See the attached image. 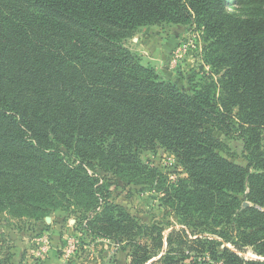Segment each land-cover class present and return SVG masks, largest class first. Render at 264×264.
Wrapping results in <instances>:
<instances>
[{
    "label": "trees",
    "instance_id": "1",
    "mask_svg": "<svg viewBox=\"0 0 264 264\" xmlns=\"http://www.w3.org/2000/svg\"><path fill=\"white\" fill-rule=\"evenodd\" d=\"M162 24L203 31L220 96L212 80H163L124 46ZM208 129L237 134L246 167ZM157 148L186 174L175 185L141 161ZM109 175L155 185L186 229L163 240L110 202ZM70 208L130 247L128 264H264V0H0V214Z\"/></svg>",
    "mask_w": 264,
    "mask_h": 264
},
{
    "label": "rangeland",
    "instance_id": "2",
    "mask_svg": "<svg viewBox=\"0 0 264 264\" xmlns=\"http://www.w3.org/2000/svg\"><path fill=\"white\" fill-rule=\"evenodd\" d=\"M124 46L163 80L187 91L212 80L217 84L216 95L220 96L223 70L210 65L209 42L194 24L142 28L125 40ZM233 116L237 126V116L235 113ZM208 132L224 144L221 156L246 167L247 153L237 134L225 136L214 129ZM140 158L148 168L163 176L166 185H175L178 179L186 177L174 155L161 148L143 152ZM96 174L101 176L98 183L104 184L105 174L99 171ZM107 178L110 202L121 206L142 224H161L163 240L173 228L186 229L179 217L163 204V194L155 185L126 184L110 175ZM226 246L242 258L259 259L251 248L238 251L230 244ZM166 249L164 243L162 251ZM130 250L125 243L90 235L86 220L80 221L72 208L50 211L39 221L13 217L6 212L0 214V264H128Z\"/></svg>",
    "mask_w": 264,
    "mask_h": 264
}]
</instances>
